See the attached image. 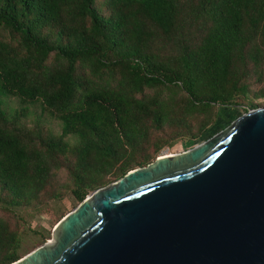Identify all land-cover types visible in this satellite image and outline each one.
Instances as JSON below:
<instances>
[{"label": "trees", "instance_id": "16d2710c", "mask_svg": "<svg viewBox=\"0 0 264 264\" xmlns=\"http://www.w3.org/2000/svg\"><path fill=\"white\" fill-rule=\"evenodd\" d=\"M258 100L264 0H0V210L40 211L67 193L77 206ZM30 106L60 133L27 125ZM24 244L0 218V264Z\"/></svg>", "mask_w": 264, "mask_h": 264}, {"label": "water", "instance_id": "95a60500", "mask_svg": "<svg viewBox=\"0 0 264 264\" xmlns=\"http://www.w3.org/2000/svg\"><path fill=\"white\" fill-rule=\"evenodd\" d=\"M11 264H264V107L93 191Z\"/></svg>", "mask_w": 264, "mask_h": 264}, {"label": "rangeland", "instance_id": "374dc122", "mask_svg": "<svg viewBox=\"0 0 264 264\" xmlns=\"http://www.w3.org/2000/svg\"><path fill=\"white\" fill-rule=\"evenodd\" d=\"M5 101L6 109L8 110H18L20 108L17 100L15 99H5ZM258 103V107H264V100H258ZM241 112L242 111L239 109L221 110L218 123L210 131L211 137L225 130L229 125H231V123L234 121V118L241 114ZM25 122L29 126L34 125L35 123H40L44 126V128L49 129L57 134L60 133V123L42 113L37 106L28 107V114L25 118ZM208 139L209 138L193 143L178 141L177 143L173 144V146L164 148L158 154V157L166 154L173 155L182 153ZM58 181L60 183L66 181L65 173H61L58 176ZM77 206H75V201L67 193L60 201H51L48 204L44 205L40 211L30 208L24 210H16L13 213H6L0 210V218L6 220L11 227L17 228L24 233L25 250L22 253L24 255L43 245V243L40 242L41 239L36 236L34 238L35 242L29 241V239L33 237V235L32 237H30L32 231L41 232L46 237L45 243L50 242L52 240V231L55 226L62 220V218L66 214L71 212Z\"/></svg>", "mask_w": 264, "mask_h": 264}, {"label": "bare ground", "instance_id": "6f19581e", "mask_svg": "<svg viewBox=\"0 0 264 264\" xmlns=\"http://www.w3.org/2000/svg\"><path fill=\"white\" fill-rule=\"evenodd\" d=\"M169 155H171V154H169ZM168 154L167 155H163V156H169Z\"/></svg>", "mask_w": 264, "mask_h": 264}]
</instances>
